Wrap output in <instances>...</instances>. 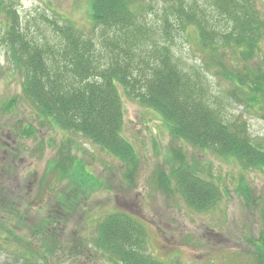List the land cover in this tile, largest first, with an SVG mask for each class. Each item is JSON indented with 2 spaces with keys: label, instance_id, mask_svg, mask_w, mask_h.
I'll return each mask as SVG.
<instances>
[{
  "label": "rangeland",
  "instance_id": "1",
  "mask_svg": "<svg viewBox=\"0 0 264 264\" xmlns=\"http://www.w3.org/2000/svg\"><path fill=\"white\" fill-rule=\"evenodd\" d=\"M6 1L16 14L10 17L16 19L12 22L42 50L56 47L55 28L61 26L73 25L83 37L95 38L91 39L96 44L101 41L100 29L90 19V0ZM185 1L216 31L231 28L215 0ZM251 2L264 22V0ZM136 4L144 15L141 27L150 28L149 34L153 30L160 33L164 0H138ZM3 13H7L5 9ZM8 14L0 18V264H111L94 242L99 222L116 211L142 220L147 233L144 254L156 260L258 264L264 257V173L246 172L232 160L184 147L171 139L158 114L121 90L122 137L134 149V163L126 166L80 134L53 126L21 97L23 75L13 67L14 50L4 42L5 38L13 40L7 31ZM108 36L109 46L98 50L100 61L114 59L120 50L116 47L120 40ZM174 36L171 51L175 61L204 86L210 106L219 109L224 122L245 124L247 134L264 143V121L243 110L231 80L220 75L222 70L243 69L246 62L238 48L219 44L214 45L215 51L203 48L194 26L175 32L171 39ZM246 61L252 68L264 69V39L255 57ZM12 98L13 107L3 111ZM178 149L189 163L199 162L206 173H212L222 189L221 199L210 210L194 211L180 198L171 172L178 166L174 151ZM61 160L69 168L80 162L79 169L94 180L76 186V192L69 194L60 170L51 165ZM241 174L252 190L249 201L239 189Z\"/></svg>",
  "mask_w": 264,
  "mask_h": 264
},
{
  "label": "trees",
  "instance_id": "2",
  "mask_svg": "<svg viewBox=\"0 0 264 264\" xmlns=\"http://www.w3.org/2000/svg\"><path fill=\"white\" fill-rule=\"evenodd\" d=\"M5 1L0 0V18L9 13L7 31L13 40L5 38L4 42L14 50L12 64L23 75L21 97L53 126L80 134L126 166L134 163V149L122 137L121 90L129 99L156 112L173 139L217 159L232 160L242 170L264 172V145L248 136L245 124L223 121L219 109L208 103L204 86L180 68L171 51L175 38L171 36L191 26L196 28L203 48L215 51L217 44L238 48L246 62L243 69L222 70L220 75L231 80L236 101L244 110L264 121V69L252 68L246 61L255 57L264 39V22L255 14L251 0H215L217 9L232 23L230 29L220 32L204 17L196 16L186 1L164 0L163 28L151 34L146 32L150 28L140 25L144 15L138 0H90V19L98 25L101 41L96 44L93 37H83L73 25L61 26L55 28L59 37L56 47L45 50L30 41L16 22L15 26L12 21L16 19L10 17L16 14L11 2ZM108 34L120 40L116 44L120 50L114 59L100 61L102 53L98 50L109 46ZM14 101H7L2 110L9 111ZM179 151L180 164L171 172L180 196L194 211L210 210L221 196L213 175L206 177L203 165H191ZM79 163L74 167L73 161L74 168L65 167L62 160L51 164L60 170L69 194L76 192V186L94 180L79 169ZM242 185L244 190L240 191L249 201L250 189L244 182ZM97 229L96 248L118 264H166L144 254L145 232L127 214L109 215ZM259 250L257 247L256 252ZM260 258L258 263L264 264V257Z\"/></svg>",
  "mask_w": 264,
  "mask_h": 264
}]
</instances>
